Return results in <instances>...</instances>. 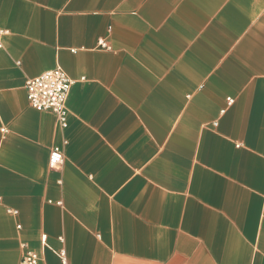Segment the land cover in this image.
I'll list each match as a JSON object with an SVG mask.
<instances>
[{
    "label": "crops",
    "instance_id": "0c3cea01",
    "mask_svg": "<svg viewBox=\"0 0 264 264\" xmlns=\"http://www.w3.org/2000/svg\"><path fill=\"white\" fill-rule=\"evenodd\" d=\"M0 31V264H264V0H0ZM58 68L67 129L27 98Z\"/></svg>",
    "mask_w": 264,
    "mask_h": 264
},
{
    "label": "built area",
    "instance_id": "2783aa9c",
    "mask_svg": "<svg viewBox=\"0 0 264 264\" xmlns=\"http://www.w3.org/2000/svg\"><path fill=\"white\" fill-rule=\"evenodd\" d=\"M4 32L0 31V39ZM0 44V48H1ZM101 47L109 49L101 42ZM74 81L60 68L45 72L44 74L28 80L26 83L27 98L32 108L38 111H49L56 115L59 126L67 129L69 126V112L67 102L74 85ZM233 101L229 100L231 104ZM68 142H65L67 145ZM64 163V153L61 147H54L50 154L49 165L51 169H60ZM40 257L28 252L21 264H37ZM64 264H67L64 261Z\"/></svg>",
    "mask_w": 264,
    "mask_h": 264
}]
</instances>
